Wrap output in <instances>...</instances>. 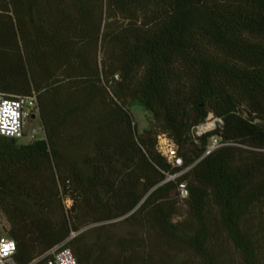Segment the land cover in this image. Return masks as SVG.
Segmentation results:
<instances>
[{"label":"trees","instance_id":"16d2710c","mask_svg":"<svg viewBox=\"0 0 264 264\" xmlns=\"http://www.w3.org/2000/svg\"><path fill=\"white\" fill-rule=\"evenodd\" d=\"M33 94L42 134L0 141L17 264L69 239L78 264H264V0H0V95Z\"/></svg>","mask_w":264,"mask_h":264},{"label":"built area","instance_id":"2783aa9c","mask_svg":"<svg viewBox=\"0 0 264 264\" xmlns=\"http://www.w3.org/2000/svg\"><path fill=\"white\" fill-rule=\"evenodd\" d=\"M37 113L38 99L35 94L13 99L5 98L0 95V141L4 138L20 139L24 137L26 118L30 114L37 115ZM209 122L213 125L211 128H207ZM222 125L223 122L221 119L210 115L206 124L198 127L193 133L196 136H202ZM37 133V130L32 131L33 139L37 137ZM221 146L222 144H220L217 138H211L206 154L208 155L214 152ZM158 151L174 168L179 170L177 174L170 176L168 180H173L185 175L193 167H185L183 158L178 153V148L165 135L158 137ZM179 195L181 199H186L188 197V190L185 184L179 186ZM73 237L74 235H72L71 238ZM69 240L48 251L31 264H78L72 251L65 246ZM16 251V241L6 235H0V264H17L14 261Z\"/></svg>","mask_w":264,"mask_h":264},{"label":"rangeland","instance_id":"374dc122","mask_svg":"<svg viewBox=\"0 0 264 264\" xmlns=\"http://www.w3.org/2000/svg\"><path fill=\"white\" fill-rule=\"evenodd\" d=\"M132 114L134 116L135 123L137 124L139 133H142L145 129H148L151 126L152 119H151L150 115L147 112H145L144 109L140 105H138L136 103L133 105ZM211 122H209V124ZM33 130H37V132H38L37 138H39V136L42 134V130H41V126H40L38 116L34 115V114H30L26 118V121H25V127H24L25 135H24V137L19 139L20 144L26 145V144H29L31 141L34 140L32 138V131ZM70 204H71V202L67 201V205L70 206ZM183 209H184V207L182 206V211H183ZM124 219L125 218H122L119 221H122ZM116 222H118V221H116ZM90 227H88V228H90ZM7 228H9L7 221L5 220L4 217L0 216V235H4L3 229H7ZM73 235H74V237L76 236L75 234H73Z\"/></svg>","mask_w":264,"mask_h":264},{"label":"bare ground","instance_id":"6f19581e","mask_svg":"<svg viewBox=\"0 0 264 264\" xmlns=\"http://www.w3.org/2000/svg\"><path fill=\"white\" fill-rule=\"evenodd\" d=\"M213 125L212 124H209L207 128H211Z\"/></svg>","mask_w":264,"mask_h":264}]
</instances>
